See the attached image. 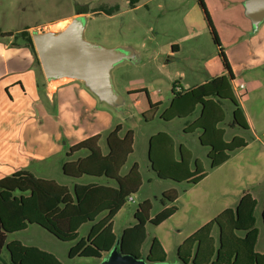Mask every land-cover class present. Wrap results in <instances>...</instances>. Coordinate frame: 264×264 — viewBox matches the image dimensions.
<instances>
[{"label":"rangeland","instance_id":"1","mask_svg":"<svg viewBox=\"0 0 264 264\" xmlns=\"http://www.w3.org/2000/svg\"><path fill=\"white\" fill-rule=\"evenodd\" d=\"M131 1L15 0L13 10L18 12L16 13L18 17L11 22V27L0 23V27H5L0 28V33L4 30L20 32L18 38L24 40H14L13 44L26 43L22 32H26L27 28L32 32L37 30L32 29L34 26L42 27L48 22L70 15L78 2L90 7L84 32L86 40L107 48L123 43H130L137 49L144 47L146 52L141 63H126L113 71L116 88L124 96L125 104L116 109L100 101L103 109L113 119L112 122L115 125H122L123 133L129 129L134 131L133 152L128 157L121 175H125L132 165L137 163L142 176L140 190L131 196L134 201L129 198L122 211L114 219V232L120 235L125 227L134 223L137 206L144 200L148 199L153 203L151 215L158 214L163 208L162 193L175 188L179 191V197L174 203L177 212L160 226L147 224V238L142 246V253L144 255L148 253L151 240L156 237L165 245L169 263H178L177 245L179 242L196 231L200 225L208 223L214 213L221 209L218 207L212 210L214 202L224 203L225 201L220 190L214 188L221 180L222 176L219 174L223 172L224 177L231 179L232 173L229 168L238 163H242L245 167L255 164L264 168V160L260 163L256 161L258 153L264 151V148L262 142L256 140L252 131L228 127L232 118L230 109L232 105L225 102L226 120L220 125L226 130L224 139L231 141L234 136H241L246 140L248 148L237 153L221 169L192 187H188L184 182L178 183L171 179L157 177L149 159V141L152 135L162 131L174 139L176 159L179 158L180 144H185L192 151L194 158L189 168L190 171L196 170L195 160L198 159L200 168L210 172L209 148L200 143L197 133H184V128L193 122L197 113L184 119L175 118L171 121H166L161 116L170 104L174 83H182L184 87L192 82L197 84L207 77L206 70L218 72L223 68V63L210 28L207 27V21L203 19V13L202 26L197 28L196 32H192V27L188 23L192 7L197 4L198 0H137L134 4ZM208 1L216 19V25L212 20L213 24L219 37L223 39L220 40L223 50L228 60L230 59L238 68L236 86L243 96L240 98L235 94V98L241 105L246 118L264 140V63L261 58V51L264 49L262 45L264 23L259 29H255L252 21L245 14L244 5H237L235 0H223L221 3L217 0ZM83 8L85 9L83 6H76V10ZM96 11L100 13L97 14ZM227 18H231L230 23L224 22ZM174 43L179 44L182 50L178 57L170 59L165 48ZM240 83H245L246 89H239ZM125 86L129 87L130 91L138 92L130 97L127 92H124ZM148 97L153 103L161 101L162 106L151 109ZM85 119L89 120L87 116ZM87 128L86 126V130ZM106 134L107 132H102L100 141V147L104 153L107 150ZM156 165L161 169L171 171V155L167 148H162ZM53 175L73 190L75 181L66 177L62 170ZM87 180L88 178L84 181ZM258 187L257 193L260 195L264 190V181L262 186ZM90 227L91 223H87L80 228L79 239L88 234ZM258 227L261 231V238L257 248L261 250L264 246V227L260 213H258ZM12 240H19L24 245L53 253L63 264H98L100 261L84 257L70 258L68 252L75 242L60 241L36 224L29 225L26 230L9 234L7 241ZM0 264H10V255L6 248L0 255Z\"/></svg>","mask_w":264,"mask_h":264},{"label":"trees","instance_id":"2","mask_svg":"<svg viewBox=\"0 0 264 264\" xmlns=\"http://www.w3.org/2000/svg\"><path fill=\"white\" fill-rule=\"evenodd\" d=\"M198 2L218 47L226 74L179 92L175 90L177 83H174L173 98L161 117L166 121L184 119L199 109L198 117L184 131L187 134L201 132L199 140L203 146L209 148L208 158L211 160L212 170L226 163L233 153L248 145L241 136L225 141V130L219 127L226 119L222 104L229 102L232 105L230 128L249 130V125L233 94L234 76L219 35L204 0ZM131 3L134 4L135 0ZM22 34L26 39V46L32 51L40 67L31 34L27 31ZM0 35L6 37L13 34ZM149 105L153 109L161 103L153 104L149 99ZM122 128L119 124L107 135L106 153L100 147V135L92 136L68 150L67 160L62 166L63 174L74 181L85 177L96 179L95 182H75L73 190H70L64 184L36 177L28 171L16 172L0 179V255L6 248L10 255V264H63L53 253L24 245L19 240L7 241L9 234L26 230L32 224L42 227L60 241H74L75 244L68 252L70 258L100 260L105 253L112 250L117 239H120L125 253L147 258L150 262L169 264L167 253L158 238L151 240L146 255L142 253V246L147 238L148 223L159 226L176 213L177 207L174 203L179 197L177 189L171 188L162 193L163 209L158 214L152 217L153 203L151 200H144L137 206L134 223L120 235L114 232V218L142 186L137 163L132 165L128 173L121 175L133 152L134 144V131L129 129L121 135ZM149 142L150 161L159 179H171L194 186L207 176L208 172L200 168L198 159L195 160L196 170L190 171L194 157L184 144L179 145V158H175V141L168 133L158 132L151 136ZM162 148H167L171 155V171L156 165ZM256 207L257 200L245 191L236 207L225 209L183 241L177 249L178 263L264 264V253L256 251L259 239ZM262 219L264 223V208ZM87 223H91L88 234L79 239V230ZM216 228L218 234L214 236L213 231Z\"/></svg>","mask_w":264,"mask_h":264},{"label":"crops","instance_id":"3","mask_svg":"<svg viewBox=\"0 0 264 264\" xmlns=\"http://www.w3.org/2000/svg\"><path fill=\"white\" fill-rule=\"evenodd\" d=\"M217 1L221 3L223 0ZM235 1L237 5H244L245 8V2L247 0ZM136 2L137 0H135V3ZM204 2L208 7V11L212 20L214 21V24L216 25V19L214 17L210 2L208 0H204ZM76 6H83L85 9L83 8L78 11L76 10ZM14 7L15 0H0V23L4 24V26L11 27V22L18 17L16 14L18 12L13 10ZM89 13V6L86 7L85 5H81L77 2L74 11L70 15L53 22H48L42 27L34 26L32 29H37L38 31L59 32L63 30L67 24L77 15L86 14L88 17ZM95 13L99 14L100 12L96 11ZM202 13L204 21H207L203 9L200 8V4L197 2V4L192 7V14H190L188 17V23L191 25L193 33L196 32L197 28H201L202 26ZM224 22L230 23L231 18L225 19ZM263 23L264 21L261 23V25ZM27 31L31 32L29 28H27ZM1 32L12 33L13 35L0 37V179H3L6 176L12 175L16 172L28 171L34 174L36 177L52 179L61 183L53 174H57V172L59 173V171L62 170V166L67 160L66 154L68 150L78 143L95 135H100L102 140V132H107L105 135L106 138L109 132L112 131L118 124L115 125L112 122L113 119L109 116L108 112L103 109V106H101V100L93 92H91L84 82L71 79H59L51 82L47 81L42 69L39 68L36 63L34 54L26 46V43L22 42L23 44H13L14 40H24L23 38H18V34H20V32H13L9 30H4ZM219 38L220 40H223L221 37ZM262 45L264 46V40H262ZM117 46L133 48L139 55L140 61L138 63H141L144 60L143 57L146 52L144 47H141L144 50L137 49L136 46L134 47V45L130 43H123ZM181 50V46L177 43L165 48V52L170 59L178 57L181 53ZM261 54V58L264 63V49L261 51ZM126 63L130 62H124L116 68L120 67L121 65H125ZM229 63L234 76L232 88L233 94L235 96V94L238 95L239 93L238 86H236V73L238 68L232 63L230 59ZM205 73L207 77L201 79V81L197 84L192 82L184 87L182 83L176 82L177 88L175 90L179 92L181 89L187 90L192 87L200 86L212 78L226 74V71L223 67L218 72L206 70ZM193 78L195 79V77ZM117 84H119L118 81ZM240 84H244V89H246L245 83ZM124 92L129 94L128 92H132V90L130 91L129 87L125 86ZM134 95L136 94H129L128 96L131 97ZM172 98L170 99V102ZM156 103H161L160 106H162L161 101H157L153 104ZM224 104L225 102L222 104L225 110ZM230 109L232 117L233 109L231 107ZM194 113H197V116L195 117L196 119L199 115V110L196 109ZM85 116H87L89 120L85 119ZM246 120L248 119L246 118ZM247 122L249 125V131H252L256 140L262 142L264 148V140L257 133L249 120ZM220 125L219 127L222 128ZM86 126L88 127L87 130ZM124 133L121 132V135ZM184 133L187 134L185 131ZM195 133H197L199 136L201 132L196 131ZM247 148L248 145L244 149L233 153L231 158L226 163L210 170L205 178L218 171V169H221V167L227 164L237 153ZM262 160H264V151L259 152L256 159V161L259 163ZM229 169L232 173L231 179L224 177L223 172H221L219 174L222 176L221 180L218 181V185L216 184L214 187L215 189L220 190V194L225 199V201L224 203L221 201L214 202V206H212L211 209L215 210L218 207H221V209L216 211V213H214L208 222L225 209L236 207L244 192L247 191L251 193L257 200V207L255 211L257 219L256 226L258 227V213H260L261 223L264 227L262 219V211L264 208V190H262L260 195L257 193V189H259L258 186L261 187L264 181V168H260L259 165L255 164H249L247 167H245L242 163H238L236 166H231ZM85 179L87 178L83 177L75 182L86 184L96 181V179L92 178H88L87 181H84ZM122 209L119 211V213L122 211ZM174 215H172L169 219H171ZM204 224L200 225L196 231ZM130 225H132V223H130ZM193 233H190L184 239H182L177 245V249L183 243V241ZM213 234L214 236H217V228L214 229ZM260 238L261 231L259 229V239L256 245V251L259 253H264V246L261 250H258L257 248ZM160 242L166 251L165 245L162 241ZM167 263H169L168 255Z\"/></svg>","mask_w":264,"mask_h":264},{"label":"water","instance_id":"4","mask_svg":"<svg viewBox=\"0 0 264 264\" xmlns=\"http://www.w3.org/2000/svg\"><path fill=\"white\" fill-rule=\"evenodd\" d=\"M245 14L258 29L264 21V0H247ZM88 17L79 14L59 31L31 32L41 69L47 81L59 79L79 80L102 102L119 109L125 104L124 96L117 90L113 70L124 62L138 63L139 55L131 47L107 48L91 43L84 37ZM150 159V146H149ZM98 264H166L150 262L125 253L120 239L105 253Z\"/></svg>","mask_w":264,"mask_h":264},{"label":"built area","instance_id":"5","mask_svg":"<svg viewBox=\"0 0 264 264\" xmlns=\"http://www.w3.org/2000/svg\"><path fill=\"white\" fill-rule=\"evenodd\" d=\"M244 87H245L244 84H240V85H239V88H240V89H244ZM176 88H177V87H176ZM238 96L241 98V97L243 96V94H242V93H238ZM130 200H131V201H134V199H133L132 197H130Z\"/></svg>","mask_w":264,"mask_h":264}]
</instances>
